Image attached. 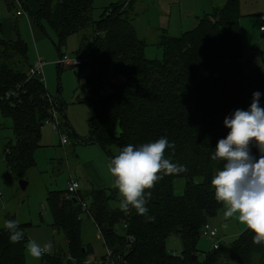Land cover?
I'll return each mask as SVG.
<instances>
[{"label":"trees","instance_id":"trees-1","mask_svg":"<svg viewBox=\"0 0 264 264\" xmlns=\"http://www.w3.org/2000/svg\"><path fill=\"white\" fill-rule=\"evenodd\" d=\"M31 1L7 0V5L28 13L30 22L40 29L42 22L47 24L56 36L59 58L70 35L79 36L75 58L80 59L84 46L92 45V74L78 78V88L87 94L83 103L89 111L88 135L78 137L67 121L63 102H57V95L51 98L38 77L28 76L32 65L26 43L17 31L13 39H5L0 23V114L11 120L15 139L14 145L7 144L3 150L9 172L21 178L34 167L33 154L41 147V129L51 110L74 146H97L109 161L127 144L139 146L167 137L175 143V151L169 148L165 157L187 168L178 175H164L146 190L151 191L148 215L155 217L149 222L135 209L121 211L115 190L78 191L77 200L66 191L47 192L52 233L61 235L65 244L43 255L40 264L92 263L93 248L82 237V215L98 230L104 253L111 252L113 264H264V246L254 244L253 233L247 229L230 244L204 253L202 261L196 248L203 226L223 205L211 187L213 175L223 166V161L211 159L218 140L229 131L223 121L236 109L247 110L257 91L264 108V57L245 72L237 0L214 7L178 37L160 32L155 44L162 52L158 60L145 57L147 43L136 32L134 13L127 12L133 0L110 4L97 20L92 18L94 0H33L35 13L28 8ZM109 64L115 83L110 94L101 95L108 84ZM252 153L259 155L255 146ZM177 179L184 180L181 196L174 194ZM119 223L125 229L122 236L115 231ZM18 225L24 239L15 244L8 231L0 229V264H25L26 230L31 225ZM171 237L181 241L180 256L165 248ZM99 262L105 264L104 255Z\"/></svg>","mask_w":264,"mask_h":264},{"label":"rangeland","instance_id":"rangeland-1","mask_svg":"<svg viewBox=\"0 0 264 264\" xmlns=\"http://www.w3.org/2000/svg\"><path fill=\"white\" fill-rule=\"evenodd\" d=\"M125 0H94L93 20H97L101 11L110 4L124 2ZM128 2V1H127ZM135 2V3H134ZM227 0H133L127 8V12L135 15L134 27L140 38L147 43L145 57L149 60L161 59L162 52L155 45L160 32H165L171 37H178L196 26L197 19L212 13L213 8L223 7ZM239 20L238 31L242 45V62L247 63L245 72L249 67L259 65L264 57V32L259 31V18L264 17V0H237ZM14 6H8L7 0H0V23L2 32L13 39L17 31L20 38L27 45V57L31 65L37 62V58L43 63L42 76L44 85L51 98L56 95L57 102L66 107V118L74 133L80 138L88 135L87 119L89 111L83 103L87 94L78 88V78H87L92 74L93 66L90 64L92 45H86L79 53V58L84 62L79 67L61 69L58 66L59 57L55 45V34L42 22L39 26L29 23L28 13L23 12L22 18H14ZM32 13L36 11V4L32 0L28 3ZM27 12V11H25ZM155 31L156 33H154ZM80 42L78 35H70L63 47L61 54L71 58L79 52ZM113 65L107 69L106 84L100 91L101 95L111 93V85L115 83ZM58 92V93H57ZM12 122L3 118L0 114V229L4 228V221L12 218L20 225L29 224L27 235L29 240H35L41 245L51 244L52 254L54 248L63 247L65 242L61 235L52 233V215L45 203V196L50 191H66L69 181V171L74 176V169L78 163L74 153L77 151L79 159L91 154V149L74 146L73 141L62 147L59 138L53 132L51 124L44 125L41 132V147L34 151V167L28 170L21 178L13 175L7 168L3 150L7 144L14 145L15 139L12 133ZM79 149V151H78ZM84 154V155H83ZM27 183L25 190H21L20 182ZM184 189V180L177 179L174 182V194L181 196ZM81 191V190H80ZM116 198L120 201L118 190ZM90 200L86 201L87 206ZM112 206H118L112 203ZM226 206L223 204L220 211L209 224L216 230L217 235L213 241L201 231L196 248L198 260L204 259V253L212 250L213 244L217 248L230 244L246 227L242 225L236 216L229 218L224 215ZM82 237L86 244L92 246L94 260L91 264H98L100 257L104 255V246L99 237L98 230L93 223L82 215ZM115 231L122 236L125 233L124 225L119 223ZM166 250L176 256L182 251L181 241L177 238H169L165 242ZM25 264H40V259H34L25 250Z\"/></svg>","mask_w":264,"mask_h":264},{"label":"clouds","instance_id":"clouds-1","mask_svg":"<svg viewBox=\"0 0 264 264\" xmlns=\"http://www.w3.org/2000/svg\"><path fill=\"white\" fill-rule=\"evenodd\" d=\"M260 92L252 94L247 110L236 109L225 117L224 126L229 129L226 137L220 138L211 155L213 161H223L211 179L215 199L226 206L224 215L233 217L253 233L252 242L264 246V108L260 106ZM258 152L253 155L252 147ZM175 143L167 137L136 146L127 144L112 157L107 170L112 176L111 187L118 190L121 211L135 209L145 217L146 222L154 221L146 207L151 190L164 175H178L187 171L186 166L172 162L165 157ZM4 228L11 243L24 239L15 220H5ZM51 251V244L41 245L35 240L26 244V252L34 259H40Z\"/></svg>","mask_w":264,"mask_h":264},{"label":"crops","instance_id":"crops-1","mask_svg":"<svg viewBox=\"0 0 264 264\" xmlns=\"http://www.w3.org/2000/svg\"><path fill=\"white\" fill-rule=\"evenodd\" d=\"M22 17L23 16L17 17L14 14V18L16 19ZM28 21L29 23H31L30 20ZM153 32L156 33L155 31ZM4 37L7 40L12 39L10 35H7L6 33ZM38 60H40L39 57L37 58V61ZM83 147L91 149V154L90 156L86 154L87 157L85 158L84 156H81V159H79V154L76 152L78 163L74 169V173H75L74 176H72V173L69 171V178L74 179L79 183V191L81 190L80 192H88L91 190H106V189L115 190L111 187L113 178L107 170V164L109 163L108 158L97 146L86 145L79 147V149Z\"/></svg>","mask_w":264,"mask_h":264},{"label":"built area","instance_id":"built-area-1","mask_svg":"<svg viewBox=\"0 0 264 264\" xmlns=\"http://www.w3.org/2000/svg\"><path fill=\"white\" fill-rule=\"evenodd\" d=\"M15 15L20 17L23 14L21 10H17L15 12ZM263 21H264V17L262 16L259 18L260 25L263 24ZM259 31L264 32V29L262 26L259 27ZM82 64H84L82 60L78 58H71L66 54H63L62 56H60L59 62H58V66L62 69H70L72 67H79ZM42 69H43V63L40 60H38L29 68L28 76L29 77L35 76V77H38L40 81H43ZM48 101L51 102V99H49ZM50 113H51L52 119L50 118V119L45 120L44 124L45 125L51 124L53 126L54 134L59 138L60 145L64 147L65 145L68 144V139L66 135L63 134V132L60 130L58 126L56 111L51 110ZM78 191H79V184L77 183V181H75L74 179H69L67 188H66L67 196L69 198L71 197L77 200L78 198L76 195ZM81 209L86 211L87 210L86 204L81 203ZM202 231L207 235L208 239L211 241H213L217 235L216 230L213 229L209 223L203 226ZM216 248H217V245L213 244L212 249H216ZM104 263L113 264V259H111V252L108 250H105V253H104ZM85 264H91V263L86 262ZM98 264H101V263L99 262Z\"/></svg>","mask_w":264,"mask_h":264},{"label":"water","instance_id":"water-1","mask_svg":"<svg viewBox=\"0 0 264 264\" xmlns=\"http://www.w3.org/2000/svg\"><path fill=\"white\" fill-rule=\"evenodd\" d=\"M19 184H20V188H21V190H25V188H26V186H27V183L24 182V181H21Z\"/></svg>","mask_w":264,"mask_h":264}]
</instances>
